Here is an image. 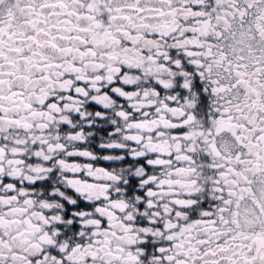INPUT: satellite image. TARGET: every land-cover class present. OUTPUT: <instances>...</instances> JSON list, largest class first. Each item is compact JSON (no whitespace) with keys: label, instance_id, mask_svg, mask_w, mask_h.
<instances>
[{"label":"snow or ice","instance_id":"snow-or-ice-1","mask_svg":"<svg viewBox=\"0 0 264 264\" xmlns=\"http://www.w3.org/2000/svg\"><path fill=\"white\" fill-rule=\"evenodd\" d=\"M0 264H264V0H0Z\"/></svg>","mask_w":264,"mask_h":264}]
</instances>
